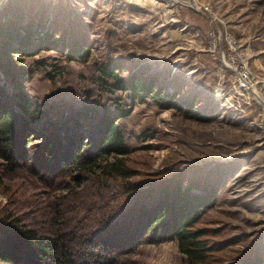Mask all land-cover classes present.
Here are the masks:
<instances>
[{
	"label": "rangeland",
	"instance_id": "1",
	"mask_svg": "<svg viewBox=\"0 0 264 264\" xmlns=\"http://www.w3.org/2000/svg\"><path fill=\"white\" fill-rule=\"evenodd\" d=\"M17 1L4 14L2 8L10 0H0L2 19L20 10L19 17L28 19L33 0ZM38 2L51 6L43 13L50 20L62 9L58 18L62 27L66 23L71 27L72 17L88 24L91 57L68 61L52 50L25 58L26 65L36 68L26 84L28 91L57 108L65 102L81 105L122 95L131 105L128 94H110L100 87L99 66L113 59L131 72H146L145 78L158 77V84L165 83L169 92L178 89L179 96L193 105L188 115L175 108L161 109L149 98L133 104L131 114L118 122L127 132L126 162L138 171L132 180L186 174L217 181L218 200L202 212L197 226L211 228L209 237L225 248L206 264H233L253 246L257 251L253 255L264 256V111L235 87L233 72L208 43V32L217 25L229 30L248 50L252 69L264 74V0ZM40 5L33 7L39 18ZM195 111L209 117L196 118ZM27 142L40 143L41 137ZM51 161L57 164L54 158ZM6 167L0 159V213L24 214L35 223L48 222L46 207L75 186L71 173L76 171L64 173L60 165H52L55 177L46 171L42 178L31 170ZM127 258L128 264H189L176 240L140 245Z\"/></svg>",
	"mask_w": 264,
	"mask_h": 264
},
{
	"label": "trees",
	"instance_id": "2",
	"mask_svg": "<svg viewBox=\"0 0 264 264\" xmlns=\"http://www.w3.org/2000/svg\"><path fill=\"white\" fill-rule=\"evenodd\" d=\"M16 2H7L3 13ZM42 3L32 1L28 19L19 17L21 10L10 19L0 17V159L11 171L23 168L41 178L46 171L55 177L52 165H60L64 173L76 171L71 173L75 186L46 207L48 222L0 213V264H128L127 257L140 245L173 240L189 264H206L225 248L209 237L211 228L197 226L202 212L218 200V182L186 174L132 180L138 171L126 162L127 132L118 124L131 114L133 104L149 98L161 109L175 108L185 115L193 105L178 89L169 92L158 77L131 72L119 59L99 66L100 87L110 94H128L131 105L123 102V95L81 105L65 102L59 108L37 100L26 87L36 68L26 65L25 58L53 50L68 61H87L92 47L88 24L72 17V26L62 27V9L50 20L43 13L51 6ZM36 4H41V18L33 15ZM192 116L209 117L202 111ZM35 136L41 142L29 145ZM256 252L253 246L233 264H264V256Z\"/></svg>",
	"mask_w": 264,
	"mask_h": 264
},
{
	"label": "built area",
	"instance_id": "3",
	"mask_svg": "<svg viewBox=\"0 0 264 264\" xmlns=\"http://www.w3.org/2000/svg\"><path fill=\"white\" fill-rule=\"evenodd\" d=\"M208 43L217 51L223 65L233 72L235 87L254 100L255 94L264 100V74L252 69L248 50L241 41L229 30L217 25L208 32Z\"/></svg>",
	"mask_w": 264,
	"mask_h": 264
},
{
	"label": "water",
	"instance_id": "4",
	"mask_svg": "<svg viewBox=\"0 0 264 264\" xmlns=\"http://www.w3.org/2000/svg\"><path fill=\"white\" fill-rule=\"evenodd\" d=\"M255 100L264 111V100L255 94Z\"/></svg>",
	"mask_w": 264,
	"mask_h": 264
}]
</instances>
